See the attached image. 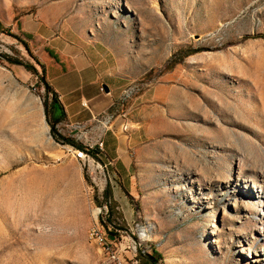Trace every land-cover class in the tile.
Masks as SVG:
<instances>
[{
	"label": "rangeland",
	"instance_id": "1",
	"mask_svg": "<svg viewBox=\"0 0 264 264\" xmlns=\"http://www.w3.org/2000/svg\"><path fill=\"white\" fill-rule=\"evenodd\" d=\"M53 2L112 68L103 122L121 120V155L55 116L42 80L58 66L24 32ZM60 137L94 146L98 165ZM96 225L119 260L90 238ZM140 253L264 264V0H0V264H143Z\"/></svg>",
	"mask_w": 264,
	"mask_h": 264
},
{
	"label": "crops",
	"instance_id": "2",
	"mask_svg": "<svg viewBox=\"0 0 264 264\" xmlns=\"http://www.w3.org/2000/svg\"><path fill=\"white\" fill-rule=\"evenodd\" d=\"M70 10L68 2H53L40 10L38 24H33L31 19L25 22L24 32L29 35L35 33L44 41L58 66L51 67L53 70L50 71L46 64L43 76L59 100L61 112L59 114L54 108L55 116H62L61 120L66 121L71 132L78 129L76 125H80L81 132L76 135L78 138L86 137L82 142L84 145L103 140L106 156L121 155L123 149L114 151L112 147V140L117 137L113 126L115 123L118 127L121 120H116L110 127L103 122L106 118L104 114L115 103L118 85L112 79V68L107 58L87 39L84 24L74 15H69ZM104 86L109 88V95L101 91ZM84 102L88 103V108L83 106ZM95 120V126L90 129L95 133L88 137L83 131L88 126L92 127Z\"/></svg>",
	"mask_w": 264,
	"mask_h": 264
},
{
	"label": "built area",
	"instance_id": "3",
	"mask_svg": "<svg viewBox=\"0 0 264 264\" xmlns=\"http://www.w3.org/2000/svg\"><path fill=\"white\" fill-rule=\"evenodd\" d=\"M131 91L128 90L126 91V94H130ZM84 107L88 108L87 103L83 104ZM111 119H108L107 124L109 126ZM106 126V127H108ZM81 127V126H78ZM101 151L103 150V146L104 143L103 141H99L95 144ZM94 149V146H87L85 148H75V147H71L69 149V152L72 153L73 158H81L82 161L85 163L86 166L91 167L93 165H98L96 158L99 157L98 154L94 155L92 154V150ZM102 210L100 209L99 212L97 213V219L99 218V215H101ZM98 229H101V226L96 225L93 227V229L90 232V238L94 241H96V243H98L103 250L112 257V259L114 260H119V257L116 254V251L114 250V246L115 244L113 243V241L110 240L109 243H102L100 240V237L98 236Z\"/></svg>",
	"mask_w": 264,
	"mask_h": 264
},
{
	"label": "trees",
	"instance_id": "4",
	"mask_svg": "<svg viewBox=\"0 0 264 264\" xmlns=\"http://www.w3.org/2000/svg\"><path fill=\"white\" fill-rule=\"evenodd\" d=\"M9 61H10L11 63H13V64L23 65L27 70L31 71V72L34 73V74H38V71H37L36 67H34L33 65H30V64H27V63H23V62H21V61H19V60H9ZM40 65H41V64H40ZM42 66H43V65H42ZM44 73H45V69H44ZM42 81H43L44 84H45V87H46L47 92H48V93H53V91L51 90V87L47 84L45 78H43ZM54 95H55V94H54ZM54 103H55L56 105H58V103H59L58 97H57L56 95L54 96ZM54 108H55V107H54ZM61 119H62V117H61ZM60 139H61V140H65V138H63V137H60ZM65 141L68 142V143H70V144H72V145H74V146L77 147V148H84V147H85V146L82 145V144H77V143H75V142H73V141H70V140H65ZM111 235H112V237H113L115 234L112 233ZM154 253H155V254L157 253L156 250L154 251ZM140 257H141L142 260L144 261L143 264H158V259H157V260L154 259V256L148 257V256H146L145 254L140 253Z\"/></svg>",
	"mask_w": 264,
	"mask_h": 264
},
{
	"label": "water",
	"instance_id": "5",
	"mask_svg": "<svg viewBox=\"0 0 264 264\" xmlns=\"http://www.w3.org/2000/svg\"><path fill=\"white\" fill-rule=\"evenodd\" d=\"M104 89L107 93L109 92V88L107 86H104Z\"/></svg>",
	"mask_w": 264,
	"mask_h": 264
},
{
	"label": "bare ground",
	"instance_id": "6",
	"mask_svg": "<svg viewBox=\"0 0 264 264\" xmlns=\"http://www.w3.org/2000/svg\"><path fill=\"white\" fill-rule=\"evenodd\" d=\"M79 159H81V158H79ZM82 160V159H81ZM85 164V163H84ZM102 242V241H101Z\"/></svg>",
	"mask_w": 264,
	"mask_h": 264
}]
</instances>
